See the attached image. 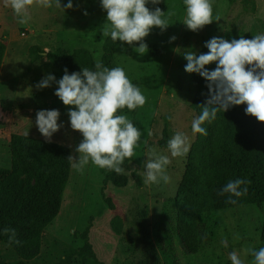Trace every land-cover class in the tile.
<instances>
[{
	"label": "rangeland",
	"instance_id": "1",
	"mask_svg": "<svg viewBox=\"0 0 264 264\" xmlns=\"http://www.w3.org/2000/svg\"><path fill=\"white\" fill-rule=\"evenodd\" d=\"M60 2L62 7L55 6V2L51 8L31 7V19L21 24L20 17L6 6L5 0H0V39L11 46L0 77V166L11 163L13 133L45 139L36 125L40 110H59L58 123L62 127L51 140L68 146L72 156L79 158L75 148L83 137L71 128L68 115L74 106L64 105L55 95L57 83L44 89L36 87L48 74L61 79L64 70L46 56L30 61L28 49L32 44L48 52L85 46L101 59L107 13L101 0H72V9L66 8L68 0ZM161 2L167 5L162 11L169 26L166 30L154 27L148 36L166 47L164 55L153 56L149 50L141 55L135 51L139 46L121 44L116 48V57L119 67L132 83L140 84L146 97L145 105L135 115L123 114L141 131L134 155L143 180L148 152L155 148L171 160L167 166L171 181L110 187L107 192L114 197V208L106 202L103 188L109 171L91 161L82 172L72 166L63 206L45 228L41 252L31 264H231L229 253L233 250L240 252L245 264H252L254 257L247 249L264 247V204H244L202 213V244L198 252H189L177 232L175 201L183 189L194 183L206 138L193 134L191 128L200 114L191 107L196 85L194 73L185 71V53L197 54L213 37L251 39L264 34V0H256L255 6L248 0H212L213 22L198 32L183 23L184 0ZM168 9L175 14L168 17ZM166 124L172 137L177 131L189 136L191 147L185 156L172 157L170 151L158 145ZM202 127L208 133L209 122ZM118 214L123 216L120 230L116 224ZM77 231H85L86 239L77 236ZM223 239H227V247L221 243ZM19 259L12 246L0 242V264H12Z\"/></svg>",
	"mask_w": 264,
	"mask_h": 264
},
{
	"label": "clouds",
	"instance_id": "2",
	"mask_svg": "<svg viewBox=\"0 0 264 264\" xmlns=\"http://www.w3.org/2000/svg\"><path fill=\"white\" fill-rule=\"evenodd\" d=\"M62 7L60 0H5L6 6H10L19 23L27 24L31 19L29 9L34 6L51 8ZM161 0H101L102 8L107 13V22L102 28L103 37H111L112 41L126 42L134 45L139 42L135 51L141 55L148 52V45L144 39L154 27L166 30L169 22L165 13L156 7L150 10L146 5L151 3L158 5ZM186 6V18L183 23L187 27L198 32L206 25L213 22L212 0H184ZM67 9L73 8L72 0H68ZM175 13L168 9L167 15L171 17ZM87 15V12H85ZM219 17H217V21ZM175 40L176 37H172ZM209 49L207 53H185L188 63L185 71L198 73L207 81V99L201 106V114L192 121L193 134L207 135L202 125L207 121L216 119L220 111L227 112L231 107L247 105V115L255 117L264 123V34L254 35L247 39L241 36L231 41L213 37L205 42ZM216 63L214 70L205 66ZM64 75L57 80L52 74L46 75L36 87L44 89L51 87L52 83L58 84L55 95L66 106H74L68 112L70 125L74 131L81 133L83 139L75 148L79 154L69 156L70 161L78 171L91 161L94 165L108 171L122 174L121 165L126 158H131L135 147L141 139V131L134 123L123 114H117L127 108L135 110L143 107L146 97L140 88L134 85L128 78L122 67L108 68L97 58L95 70L83 68L82 72L69 74L65 68ZM59 110H40L36 114V125L39 132L48 142L54 133L62 127L58 123ZM148 135H152L151 132ZM147 144V140L144 141ZM191 144L187 133L177 131L168 141V149L172 157L185 156L190 150ZM171 163L169 156L160 154L155 148L148 152L145 162V184H159L161 181L170 183L171 177L167 174V166ZM247 179L230 180L218 191V195L228 194L227 203L236 204L235 198L246 196ZM9 234V244H19L16 239L15 229H3ZM221 243L228 246L227 239ZM247 253L254 257L252 264H264V247L258 250L247 249ZM231 264H245L239 251L229 253Z\"/></svg>",
	"mask_w": 264,
	"mask_h": 264
},
{
	"label": "trees",
	"instance_id": "3",
	"mask_svg": "<svg viewBox=\"0 0 264 264\" xmlns=\"http://www.w3.org/2000/svg\"><path fill=\"white\" fill-rule=\"evenodd\" d=\"M256 5V0H248ZM150 10L159 7L165 10L167 5L148 3ZM224 38V37H223ZM231 41V38L225 37ZM144 42L153 56H163L165 46L147 36ZM128 45L126 42L112 41L106 37L103 44L101 61L105 67L119 66L116 57L118 45ZM139 46V42H134ZM7 44L0 39V72L7 52ZM209 51L205 46L197 53ZM30 61L35 62L43 56L54 62L62 70L68 69L69 74L82 72L83 68L95 70L96 57L88 47H77L74 50L60 48L56 51L45 50L38 44H32L28 49ZM209 70L216 68V63L205 66ZM195 93L191 107L201 114V106L205 103L208 92L207 81L198 73H194ZM134 85L140 88L138 82ZM247 105L231 107L227 112L220 111L216 119L209 123L208 133L201 152L194 183L183 189L175 198L177 208V232L186 249L196 253L202 244L199 216L202 213L232 208L244 204H264V123L245 112ZM139 108L120 110L117 114L135 115ZM172 138L168 124L165 125L158 145L168 149V141ZM12 157L9 166H0V242L9 244V234L3 229H15L19 244H9L19 254L20 259L12 264H31L42 248V237L45 228L57 217L63 202L64 192L70 177L72 151L68 146L38 136H28L13 133L11 139ZM122 174L109 171L103 181L105 200L115 208L114 197L107 189L128 188L132 185L144 184L140 167L133 154L121 165ZM247 179L248 193L237 199L236 204H230L228 194L218 195L230 180ZM123 219L118 214L117 230ZM77 236L86 239V233L77 231ZM264 243V223L262 228ZM89 245V241L86 242ZM71 253H69V256Z\"/></svg>",
	"mask_w": 264,
	"mask_h": 264
},
{
	"label": "bare ground",
	"instance_id": "4",
	"mask_svg": "<svg viewBox=\"0 0 264 264\" xmlns=\"http://www.w3.org/2000/svg\"><path fill=\"white\" fill-rule=\"evenodd\" d=\"M8 47L9 48H8V50L6 52V57H5L4 63H3L2 68H1L0 77L2 76V74H3V72H4L5 68H6V59H7V56H8V53L10 51L11 46L8 45Z\"/></svg>",
	"mask_w": 264,
	"mask_h": 264
},
{
	"label": "water",
	"instance_id": "5",
	"mask_svg": "<svg viewBox=\"0 0 264 264\" xmlns=\"http://www.w3.org/2000/svg\"><path fill=\"white\" fill-rule=\"evenodd\" d=\"M47 53H48V51L45 50V54H47Z\"/></svg>",
	"mask_w": 264,
	"mask_h": 264
}]
</instances>
